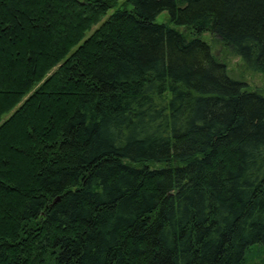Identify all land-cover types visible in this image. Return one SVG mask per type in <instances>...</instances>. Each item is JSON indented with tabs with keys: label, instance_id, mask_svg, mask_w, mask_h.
I'll return each instance as SVG.
<instances>
[{
	"label": "trees",
	"instance_id": "1",
	"mask_svg": "<svg viewBox=\"0 0 264 264\" xmlns=\"http://www.w3.org/2000/svg\"><path fill=\"white\" fill-rule=\"evenodd\" d=\"M122 1L0 0V264H248L264 0Z\"/></svg>",
	"mask_w": 264,
	"mask_h": 264
},
{
	"label": "rangeland",
	"instance_id": "2",
	"mask_svg": "<svg viewBox=\"0 0 264 264\" xmlns=\"http://www.w3.org/2000/svg\"><path fill=\"white\" fill-rule=\"evenodd\" d=\"M124 1L125 0L120 2V4ZM120 4L109 12L108 17L120 7ZM127 9L131 10L132 6L129 5ZM156 22L159 24H166L172 28L180 30L179 27H176L169 21V15L167 13L160 14L157 17ZM183 32L188 36V38L194 37L192 32H188L186 30H183ZM201 38L211 46L214 56L227 65L228 74L232 79L243 82L248 91H258L264 95V75L247 70L244 66L243 60L240 57L233 55L230 49L213 34L204 33ZM247 261L248 264H264V249L252 250L248 255Z\"/></svg>",
	"mask_w": 264,
	"mask_h": 264
}]
</instances>
